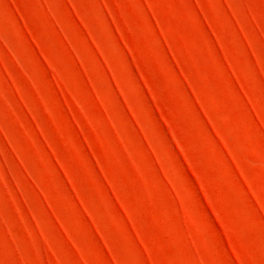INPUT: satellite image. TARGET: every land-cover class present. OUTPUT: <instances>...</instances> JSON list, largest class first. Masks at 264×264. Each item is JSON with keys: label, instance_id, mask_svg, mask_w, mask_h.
<instances>
[{"label": "rangeland", "instance_id": "1", "mask_svg": "<svg viewBox=\"0 0 264 264\" xmlns=\"http://www.w3.org/2000/svg\"><path fill=\"white\" fill-rule=\"evenodd\" d=\"M0 264H264V0H0Z\"/></svg>", "mask_w": 264, "mask_h": 264}]
</instances>
